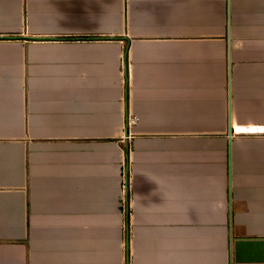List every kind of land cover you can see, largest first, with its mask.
Listing matches in <instances>:
<instances>
[{"label": "crops", "instance_id": "0c3cea01", "mask_svg": "<svg viewBox=\"0 0 264 264\" xmlns=\"http://www.w3.org/2000/svg\"><path fill=\"white\" fill-rule=\"evenodd\" d=\"M0 264H264V0H0Z\"/></svg>", "mask_w": 264, "mask_h": 264}]
</instances>
